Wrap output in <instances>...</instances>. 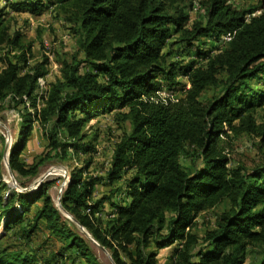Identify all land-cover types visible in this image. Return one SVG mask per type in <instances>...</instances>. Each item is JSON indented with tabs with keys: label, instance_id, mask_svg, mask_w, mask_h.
<instances>
[{
	"label": "trees",
	"instance_id": "1",
	"mask_svg": "<svg viewBox=\"0 0 264 264\" xmlns=\"http://www.w3.org/2000/svg\"><path fill=\"white\" fill-rule=\"evenodd\" d=\"M49 4L71 25L82 58L63 63L61 79L47 86L40 107L35 94L38 80L47 76V59L21 72L31 48L19 33L10 32L6 10L0 8V48L7 53L0 99L11 96L26 106L9 153L11 172L20 180L38 174V165L27 167L20 159L34 122L51 123L48 147L65 153L78 149L89 122L115 112L114 124L130 130L115 145L105 177L83 178L84 169L72 172L61 199L62 210L113 263L158 264L160 252L170 249L164 264H245L255 248L257 264H264V162L230 168L226 153L228 142L245 135L257 139L264 156V122L256 118L264 108V1L245 9L229 0ZM49 6L25 0L9 8L38 14ZM195 8L204 12L203 20L187 28V10ZM226 36L223 48H203L208 42L218 46ZM176 45L195 57L185 61L178 52L171 60ZM164 89L181 96L161 99ZM215 89L218 93L201 100ZM60 130L76 143L60 145ZM190 157L194 161L188 168L181 160ZM100 180L111 190L95 197ZM118 183L122 188L113 189ZM47 188L5 198L8 189L0 178V264H98L88 241L65 226ZM114 190L124 200L115 201ZM221 206L215 227L203 237L194 233L197 217ZM13 229L27 242L39 230L48 231L73 258L14 250L4 243Z\"/></svg>",
	"mask_w": 264,
	"mask_h": 264
},
{
	"label": "rangeland",
	"instance_id": "2",
	"mask_svg": "<svg viewBox=\"0 0 264 264\" xmlns=\"http://www.w3.org/2000/svg\"><path fill=\"white\" fill-rule=\"evenodd\" d=\"M25 0H0V8L6 10V21L10 26L12 34L19 33L22 36V44L30 46L31 52L28 54L27 67L22 69V73L32 71L36 66L41 64L44 59H47L45 66L47 76L45 78L46 85L49 86L61 79V71L64 62H71L76 59H81L82 55L78 51V39L71 31V25L64 22L59 15L57 7H50L49 1L55 0H39L49 7L42 9L38 14H32L28 11L14 12L9 8L12 3H22ZM37 1V0H32ZM264 0H229V3L238 9H245L253 6H258ZM190 22L186 27H190L191 23L203 20L204 12L202 10H187ZM257 15L259 12L256 13ZM177 37H173L170 43H173ZM225 41L221 43L208 44L203 47L207 51L210 49H220L224 47ZM201 47V45L197 44ZM181 45H176L172 48L171 60H175L177 53L180 52L181 59L189 60L193 55L189 56L181 50ZM12 55L10 60L13 61ZM7 56L6 51L0 48V72L5 68L3 59ZM218 93L215 90L206 92L202 101L208 99L213 94ZM162 99L173 97L178 99L181 94L171 93L165 89L158 93ZM40 107V106H39ZM26 106L19 102V99H13L7 96L5 99H0V178L7 185L8 191L4 194L5 198L9 195L22 192H33L41 185H48V194L51 197L54 206L61 213L65 226L73 233L82 236L88 241L89 248L95 256L98 264H114L110 254L102 248L99 249L97 243L91 236L82 228H80L74 219L61 208V199L63 193L70 182V175L80 169H84L83 178L99 179L104 178L107 170L110 167V161L115 145L119 142L123 134L129 132L130 128L126 124L118 128L113 122V115L105 114L98 117L87 125L84 129V139L78 145V149L68 148L65 153L60 148L56 151H50L48 147V137L52 131L51 123L42 126L38 122L33 123L31 136L29 137L26 147L21 154V160L27 167L38 165V174L34 179H17L9 168V153L13 147L16 138L19 134V129L22 122V117L25 115ZM33 113V110H29ZM80 117V115H78ZM259 123L264 122V108L257 110L256 115ZM57 141L60 145H71L76 141L69 139L63 131H59ZM230 146L226 147V153L230 159V168L243 166L246 169L264 162V156L258 151V141L251 136H239L228 142ZM90 147L91 150H87ZM46 154L48 156L43 158ZM44 159L42 163H39ZM190 158H184L181 163L190 168L192 164ZM199 165V162H197ZM121 187L118 183L114 188ZM111 188L107 183L100 180L96 186L95 197L109 195ZM116 192V190H114ZM94 197V198H95ZM115 201L124 200V194L117 191L114 195ZM223 209V206L201 213L196 219L194 233L199 237H203L204 233L212 230L215 227V221L218 214ZM103 223H106V216H103ZM2 230L0 229V234ZM17 229H13L6 235L4 243L6 246L23 253H31L37 251L38 255L50 256L52 254H64L66 257L73 258L71 251H64V242L60 239L51 236L48 231L39 230L32 236L30 241L21 239L17 234ZM90 237H87L86 234ZM16 234V235H15ZM91 238V239H90ZM96 243H94V242ZM100 247V246H99ZM247 254L245 264H257L258 249H250ZM171 254L170 249L161 251L157 261L158 264H164L167 257Z\"/></svg>",
	"mask_w": 264,
	"mask_h": 264
},
{
	"label": "built area",
	"instance_id": "3",
	"mask_svg": "<svg viewBox=\"0 0 264 264\" xmlns=\"http://www.w3.org/2000/svg\"><path fill=\"white\" fill-rule=\"evenodd\" d=\"M229 39H230L229 36H226V37L223 38V40H224L225 42H227ZM46 92H47V85H46V81H45V79H39V80H38V90H37V92H36V94H35L36 97H37V103H38L37 107H39V101H40V98H41V97H45ZM159 97H160V96H159ZM166 98H167V97H166ZM169 98L173 99V97H169ZM161 99H162V98H161ZM173 100H174V99H173Z\"/></svg>",
	"mask_w": 264,
	"mask_h": 264
},
{
	"label": "water",
	"instance_id": "4",
	"mask_svg": "<svg viewBox=\"0 0 264 264\" xmlns=\"http://www.w3.org/2000/svg\"><path fill=\"white\" fill-rule=\"evenodd\" d=\"M77 225H78L80 228H82L79 224H77ZM82 229H83V228H82ZM85 234H86V233H85ZM86 236H87V237H90L88 234H86ZM90 239H91V238H90ZM93 242H94V241H93ZM94 243H95V242H94ZM95 244H96V243H95ZM96 245L98 246V244H96ZM98 248L102 250L101 247L98 246Z\"/></svg>",
	"mask_w": 264,
	"mask_h": 264
}]
</instances>
